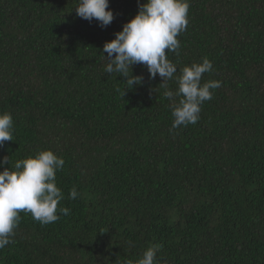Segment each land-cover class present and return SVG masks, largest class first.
Instances as JSON below:
<instances>
[{
    "label": "trees",
    "instance_id": "obj_1",
    "mask_svg": "<svg viewBox=\"0 0 264 264\" xmlns=\"http://www.w3.org/2000/svg\"><path fill=\"white\" fill-rule=\"evenodd\" d=\"M146 2L109 0L102 27L78 0H0V114L14 123L0 172L52 150L70 209L47 225L21 211L0 264H137L150 246L156 264H264V0H189L168 90L205 57L201 83H222L173 131L159 74L134 65L143 81L129 90L105 72L104 44Z\"/></svg>",
    "mask_w": 264,
    "mask_h": 264
},
{
    "label": "clouds",
    "instance_id": "obj_2",
    "mask_svg": "<svg viewBox=\"0 0 264 264\" xmlns=\"http://www.w3.org/2000/svg\"><path fill=\"white\" fill-rule=\"evenodd\" d=\"M75 8L78 17L90 22L95 19L102 27H107L115 18L109 9V0H78ZM189 8V0H147L139 5L138 14L123 25L122 31L115 34V39L103 46L108 61L105 72L125 77L129 90L143 81L141 76L133 75L134 65H144L151 79L159 74L163 80L160 85L166 89L163 95L172 101L173 123L170 131L196 124L201 106L213 97L211 90L221 87L222 83L217 80L201 83L203 75L213 71V63L205 57L200 63L179 69L180 75L175 77L177 91L168 90V81L174 78L178 69L168 59L167 53L180 55L181 43L177 37L187 29ZM117 91L120 89L117 88ZM176 96L181 97L178 103L174 99ZM13 133L12 115L8 112L0 114V146L5 141H13ZM9 162V158L5 157L3 163ZM64 165L62 157L52 150H44L34 157L16 161V171L5 168L0 172V250L13 242L21 211L30 213L41 225L57 221L60 218L58 212L70 214L69 208L58 209L64 196L57 187L56 174L63 170ZM78 195L73 187L69 199L75 200ZM156 252L157 247H148L137 264H156Z\"/></svg>",
    "mask_w": 264,
    "mask_h": 264
}]
</instances>
